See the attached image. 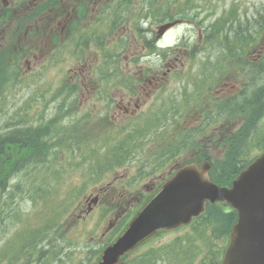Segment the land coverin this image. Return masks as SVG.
<instances>
[{"label":"rangeland","instance_id":"1","mask_svg":"<svg viewBox=\"0 0 264 264\" xmlns=\"http://www.w3.org/2000/svg\"><path fill=\"white\" fill-rule=\"evenodd\" d=\"M134 1L136 2L137 0ZM160 1L163 5V0ZM181 1L185 2L186 0ZM139 2L140 3H136L135 6H143V10L137 8L130 10L128 17L132 22L128 21L124 23L123 26L118 29L123 30L120 33H118L117 30L113 32V34L118 38L120 35L123 37V39H117L114 43H112V48L119 49L117 52L120 54L117 53V56L120 58V61H127V55H131L136 59H138V56L140 55V60L137 61L136 64L141 65L143 69L145 66L158 67L163 62L176 61L173 57L177 54L181 55L179 62L188 63L196 61L189 56V49H162L160 55L157 53L148 55L149 51H145L143 52V56L139 50L140 39L137 38L138 34L132 30L136 21L143 23V19L139 15L141 14L143 16V14H145L146 6H150V3L147 0H139ZM231 6H235L238 9L241 18L246 21L247 18H255V16L260 15V11L264 10V0H194V7L202 8L198 11V15L196 16L197 20H203L205 17L209 18L205 19L203 22H197L198 25L192 24L190 22L186 23L188 21L176 24L162 38L159 43V47L160 45L163 47H172L177 42L181 43L183 38L182 36H188L192 41L195 40L197 36V29H200V26L208 27L215 16L231 8ZM95 7V9L98 8L97 5H95ZM168 8L171 9L170 7H167L166 9ZM141 11L142 13H140ZM158 24L159 23L155 22L154 17H151L150 24L148 22L144 23V27L152 31H156ZM257 25L259 28L258 21ZM105 26L106 24L103 23L94 27H96L98 32V30H103ZM124 39L126 45L124 43L123 49V46L120 43ZM258 39L259 45L253 54V58L256 57V54L258 55V65L251 66L250 70H243V73L246 76L245 83H247L249 78L253 77V73L255 71L258 72L257 80H254L253 84L260 86L262 83H264V62L259 60L261 53H263L262 58H264V34L262 36H258ZM96 45L97 43L94 42V50H91V52L87 55V59L84 60L85 63L82 64L75 63V57L72 55L70 49L61 51V63L60 60L54 61L49 58L50 52L48 53V49H41L37 51L36 58L30 60L29 62L22 60L23 65L18 75L19 81L14 93L12 94L10 90H6L4 98L6 99V103L3 104L1 109L0 125H6L10 123L13 120V118L10 117L11 114L20 112L22 108L26 109L30 105L33 107L32 109H34L32 116L36 117L34 119L31 118V123L38 124L40 121L44 122L49 118L60 115V113L66 115L65 112L59 108L61 100L57 99V97H54L58 96L57 93L63 86L60 78L65 72L66 77H73V70L83 67L84 75H81L80 77L94 81L98 74L96 69H99L102 65H104L103 52L102 50L97 49L98 46ZM210 45L216 49V54H218V52H222L223 55L226 56V49H217L216 46L212 44ZM45 47L47 48L46 45ZM239 48L240 47L238 46L235 47V49ZM164 54H166V56H164ZM200 54L202 55V53ZM185 57H188V59H185ZM163 58L165 59L163 60ZM36 59L37 61L35 62ZM260 62L263 63V66H260ZM191 67L192 65L180 66V71L184 70V73L177 77L175 75H166L160 86L161 89L159 88V91H154L156 92V99H158L159 102H163V99L166 100L165 102H170L171 99L175 98L178 101L188 103L187 100H183V97L187 95L193 98L196 95L195 91H192V88L190 87L187 89L186 93H182L181 100L179 99L181 94L180 88L183 86L182 83L187 84L190 81V77L186 74L187 69ZM196 69L197 66L194 71H196ZM207 69L208 66L206 65L203 67V69L200 67V69L196 72V74L200 75V81L202 78L204 80ZM165 70L166 67L164 66L162 71L165 72ZM134 71V69L131 70V73L134 74ZM161 74H163V72H161ZM161 74L160 76H162ZM236 85L237 87L240 86L239 84ZM94 88L95 85H82L80 86L78 94H76L78 96L76 98L72 97L67 100V104L70 105L69 102L76 99L73 104L75 111L72 113V116L75 115L74 117H76L78 120H73L71 125L81 129L78 137H76V139L80 141L95 136L94 133H90L89 129H87L88 127L85 128L86 121L89 123L88 125L92 127H95V125L99 127L100 125L98 123L104 125L119 124L117 122L113 123L114 120L110 117L105 119V117L94 116L95 107L93 108L89 102L90 100L96 101L100 99ZM63 93L66 92L63 91L61 94ZM51 95L53 97H51ZM117 95L121 96L122 93H117ZM45 98H49L50 100L45 101ZM151 99H154V97H151ZM151 102L152 101L150 100L149 103ZM101 104L102 102H99L98 106ZM79 111L82 113V116L80 115L77 117ZM180 113L181 112H179L174 118H164L163 124H161V126L157 129L153 128V130H149L146 128L145 131L147 134L146 138L143 139L142 144H139V146L136 148H133L128 153H125L119 163L109 164L112 162V156L109 151L112 148V143L106 138V135H101L94 140V144H91L89 147L86 146L83 151H81V153L79 152L80 149H75V140L69 138V149L71 153L62 151L59 149L58 145L56 146L57 149L52 150V153L46 162L47 164L44 162L43 165L31 168L30 173L27 171L21 172L19 176L13 180V184L16 183L18 186H21L22 189L16 195L17 198L14 200L11 211L4 213L6 194H4L5 197L2 198L1 213L4 215L5 224L1 229L2 236L0 239V250L6 246V240L10 238L17 230L18 232H22L25 229H29L30 226L36 225L38 231L35 232L37 234V239L42 240L43 238H46L42 245L48 244L50 238L53 239L54 246L57 248L63 247V241L69 244H66L68 246L64 248L63 252L59 255V257H61L60 259H52L48 264H90L91 262L95 261L97 255L99 254L100 247L104 245L107 239V236L103 237V233H105L109 222L112 221L116 215L114 212H108L106 210L110 207L108 203L110 201L113 203L117 201L120 202V208L117 211L120 212L118 216L121 215L122 218H124L122 215L124 214V211H127L126 209H132L136 206V204L139 205L144 194L148 193V191L154 190L156 184L160 181V178L154 176V152L157 151L160 144L163 143L162 135H166L165 138L170 137L171 129H167L169 124L174 123L173 126H175V129L184 126L192 127L197 125L198 115L195 111L188 113L183 112L181 115H179ZM15 119L17 122L21 121L22 123H25L23 119ZM96 119H98V121ZM172 119L175 121H171ZM19 126H22V124H19L16 127ZM56 126V132H58V144L60 139L62 140L64 129L61 127L59 130V122L56 124ZM260 126L264 133V118L261 120ZM134 128H138V125H128L127 132L125 131V140L128 138L129 132ZM71 129L72 127L69 128V131H71ZM133 132L135 133V130ZM123 140L124 139H121L120 141ZM258 141L262 142L261 147H263L264 135L259 137ZM93 147L94 152L97 154L94 156V158H91L93 157V153H91ZM211 148L212 149L208 151L220 153L218 148ZM257 149L259 151L257 145L252 148L253 153L251 156L257 154L255 152ZM151 151L152 154H150ZM106 152L110 158L105 162V156L107 155ZM76 153L79 156L80 154L81 156L83 155V160H81V158L78 156L74 157L73 155ZM99 153L104 154L99 155ZM144 155L145 159H143ZM185 155L186 153L184 151L179 153V161L183 160ZM36 165L37 164H34V166ZM28 173L29 175H27ZM80 179H82V190L86 188L85 196H82L83 208L81 213L78 212L74 216L70 213L71 210L69 211V209L66 212H63L65 205H62L59 208V211H57L60 217L55 218V220L54 218L48 219V217L53 214L54 208L52 203L58 198L59 201L62 200L63 203H73V200L71 197L69 198V196L71 193L77 191H75V187L77 183H81ZM101 188L107 190L108 195L105 198L107 205L104 206L103 204L102 207L99 206L95 208L92 213L91 211L88 212V208L84 207V204L88 205L90 202L86 201V195L92 192L95 196L96 193L100 192ZM119 193H121L120 196ZM132 197L136 198L132 200ZM58 205L59 204H57L56 208H58ZM74 205L72 209L74 208ZM79 214L81 218L79 217ZM53 215H57L56 212H54ZM130 216L131 214L127 215L126 220ZM28 218L33 221L32 224H26V220H28ZM47 219L56 223L51 228H49L46 226ZM123 220L124 219H122L121 222ZM71 227H74L75 230H70ZM112 230L113 228L107 232V235H109V233L113 234L114 230ZM187 233L188 232L185 229L164 233L162 236L158 237L148 245L141 247L139 251L134 252L131 257L138 255V253L146 252L150 248H165L166 245L172 244L176 240H181L180 237H184V235ZM17 255L18 254H16V256ZM21 259L22 257L18 260L17 264H19ZM2 263L7 264L4 260H2ZM198 263H200L198 260H194V264ZM28 264L43 263L40 261H32L28 262Z\"/></svg>","mask_w":264,"mask_h":264},{"label":"water","instance_id":"2","mask_svg":"<svg viewBox=\"0 0 264 264\" xmlns=\"http://www.w3.org/2000/svg\"><path fill=\"white\" fill-rule=\"evenodd\" d=\"M209 169L207 162L180 168L144 203L97 264H118L158 231L188 223L205 210L207 201L239 215L223 264H264V152L233 180L232 187L211 181Z\"/></svg>","mask_w":264,"mask_h":264},{"label":"flooded vegetation","instance_id":"3","mask_svg":"<svg viewBox=\"0 0 264 264\" xmlns=\"http://www.w3.org/2000/svg\"><path fill=\"white\" fill-rule=\"evenodd\" d=\"M50 0H0V55L4 52H17L18 49H26L25 53L28 55L26 58L29 61L36 58L37 50L41 49H65V33H71L68 29V25L71 27V22L76 21L78 15L73 14L69 9V2L59 0V6L56 9L49 7V12L45 10L37 12V8L41 7ZM24 28L23 30H21ZM59 36V43L64 46L55 45V37ZM47 46V48L45 47ZM77 49L76 47H71ZM254 53L248 55V59H251V65L256 64L257 57L253 58ZM216 59L217 56H210ZM241 56L236 55L230 57L227 62H206L208 66L206 73V86L207 97L204 102L206 103L207 111L219 112L224 114L225 101H230L231 106H234L237 100L242 97V62H240ZM255 59V60H253ZM61 60V59H60ZM37 59L35 60V62ZM62 61V60H61ZM79 61L78 63H80ZM131 61L125 62L123 65L131 67ZM37 66V64H36ZM138 66V64L136 65ZM134 66V68L136 67ZM217 66H221V69H217ZM130 72V70H128ZM84 75V68H78L73 70V77H69L68 81L73 83H81L82 85H95V90H102L99 79L94 81L82 78ZM144 73L141 76L144 77ZM61 78L60 80H62ZM17 79L2 78L0 77V86L8 84L10 82L15 83ZM155 80V79H153ZM116 78L109 79L107 85V91L109 94L106 96L104 104L93 105L94 101L90 100L91 106L95 107V111H109L112 118L125 119L127 117L135 118L141 115L147 97L150 96L151 87L147 88L145 84L138 86L134 95H129L125 91L123 84H116ZM152 84V80L148 81ZM156 84V82H155ZM236 84L240 86L237 87ZM248 92V91H247ZM117 93H122L118 96ZM102 97H105L102 95ZM101 116H107V113L101 112ZM231 114L234 117H242L243 111L239 108L231 110ZM204 115V112H201ZM0 118H1V107H0ZM75 120L72 116L66 115L64 118L65 123L70 124L71 121ZM17 125H0V199L2 194L1 184L5 176L2 174V160L4 151L6 157H12V166L16 167L19 159L17 152H13L18 146L17 138ZM14 130V131H13ZM11 132V136H6ZM7 172V171H6ZM1 202V201H0ZM91 208V205L89 206ZM80 209V213H81ZM80 217V214H79Z\"/></svg>","mask_w":264,"mask_h":264},{"label":"trees","instance_id":"4","mask_svg":"<svg viewBox=\"0 0 264 264\" xmlns=\"http://www.w3.org/2000/svg\"><path fill=\"white\" fill-rule=\"evenodd\" d=\"M120 1L123 7L124 8L127 7L128 9L131 8L134 2V0H120ZM148 2L150 3V7L152 9L157 10L154 12L156 14H159L158 12V10H160L159 7L154 6L153 4V2H157V1L148 0ZM58 6H59V0H50L49 2L45 3L41 7L37 8V12L46 10L49 7L54 8ZM88 11L89 10H88L87 4L83 2L78 9V13L86 14L88 13ZM165 14L171 15L172 13L168 11V12H165ZM227 14H229L233 18H237V22L235 24H231L230 26H228V29L225 30L224 25H221V24L227 23L228 18L223 17L221 18V21L213 22L212 25H210L209 29L211 30L210 31L211 37L214 38L212 39V43L216 42L222 48L223 47L227 48L228 49L227 53L234 55L237 52V50H239V49H235V47L243 46V48L241 49V51H243L245 47H249L252 44V41L254 40V34H257V33H254L251 31L252 29L251 25L249 27L242 25L241 21L239 20L237 16L238 10L236 8L230 9L227 12ZM258 22H259L258 33L260 34L263 31L264 19ZM109 23L111 24V28H115L116 27L115 24H117V21H115L114 23L113 22H109ZM71 24L73 25L71 27L70 26L68 27L71 33H73L69 35L71 39H74V40L76 39L78 42L82 40L83 38H89V41L91 40L93 34L90 32V30L85 25H83L79 21H74ZM94 30H96V27H94ZM220 33H222V37ZM95 36L96 34H94V38ZM103 55H104V66L106 67V69L103 70V68L101 67V70L103 74L107 76L108 74L107 73L108 53L104 52ZM260 61L264 62V58H262ZM261 62H260V66H263V63ZM1 72L3 73V71ZM63 90H66V94L62 99V103L64 106L67 100H69L71 94H77L79 92L80 86L77 84L66 83L59 89V92L57 93V95L59 96L60 94L62 96L63 94L61 93L63 92ZM255 96L257 97L256 101H257L258 116L252 117L250 120H248L245 123L242 132L236 134V140L233 141L232 144L229 143L228 149L225 152V156L223 158H220L218 156L211 155V154L206 155V158L212 161V164H213L212 176L219 183H230L231 179L241 169L246 167L252 160V159L245 158V154L249 149L247 148L249 145L247 144V140H249V137L251 136V134L256 131L255 129L257 127L256 125L257 120L259 121V118H261V116L264 115V83L258 87V90L255 92ZM244 107H248L249 109H251L250 101L247 104H244ZM60 120H61V115L59 117H56L50 120L48 122V127L53 128L54 124H57ZM85 128H87L86 122H85ZM49 129H45L42 126H39L33 133L34 134L33 137H31L30 135L28 136V134L22 131H19V136L22 137V140H24V143H25L24 145H26V148L19 149L20 158L22 156L24 157L28 156L30 152H32V154L36 156L40 152L48 151L47 147L45 146V144L47 145V143L41 139V135L49 134ZM199 130H201V127L197 128V131ZM105 135H106V138L109 141H111V143L113 144V147H115L114 148L115 151H123L125 149L123 145L125 143V140L120 142L121 138L115 139L109 133H106ZM95 138H96V135L94 136V139ZM72 139L75 140L76 137L75 138L72 137ZM89 139L91 138L85 139L87 140V143L85 146L89 144ZM131 139H132V136H131ZM22 140L21 138L19 139V143H18L19 145H21ZM178 150L167 148V149H164L162 153H156L155 160H159V162L157 163V168L161 166L163 163L167 164L168 162H170L171 158H173L176 154H179L182 152V150L180 151ZM81 151H83L82 148H80L79 152L81 153ZM94 156H95V152H94ZM109 158L110 157L105 156V162ZM92 166H93V163H92ZM17 168L21 169V168H24V166L15 167L13 169V172ZM235 219H236V214L234 213L224 214L218 207L214 206L209 209L206 216H204L203 218L201 217L199 220H202V222L205 225L215 224L218 226V229L223 232V234H227L233 222L235 221ZM27 239L28 240H25L20 245H18L19 251L21 250L25 255L34 256L35 254H39L38 259L42 258L43 260L45 258V254H47L48 252H50V255L53 256V258H55L57 256L56 254L59 252L57 250V247L54 246L53 239L51 240L49 239L48 249H46L45 246L44 247L40 246L42 241L38 240L35 237L32 239L30 238H27ZM121 264H156V263L154 259L150 260L149 258H142L141 256V257H136L133 259H129V258L127 259V257H124Z\"/></svg>","mask_w":264,"mask_h":264}]
</instances>
